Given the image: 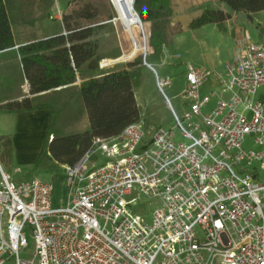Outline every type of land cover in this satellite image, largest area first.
Wrapping results in <instances>:
<instances>
[{"label": "built area", "instance_id": "built-area-1", "mask_svg": "<svg viewBox=\"0 0 264 264\" xmlns=\"http://www.w3.org/2000/svg\"><path fill=\"white\" fill-rule=\"evenodd\" d=\"M185 76L183 119L168 102L189 142L162 126L149 134L141 120L95 138L63 165L64 206L54 205L53 183L16 184L0 160V264H264V41L244 34L225 72L189 65ZM211 79L223 88L204 113ZM170 84L157 76L160 89ZM247 135L257 150L244 148ZM97 152L108 160L90 170ZM145 197L159 202L151 223L139 213ZM26 228L30 257L21 256Z\"/></svg>", "mask_w": 264, "mask_h": 264}, {"label": "rangeland", "instance_id": "rangeland-1", "mask_svg": "<svg viewBox=\"0 0 264 264\" xmlns=\"http://www.w3.org/2000/svg\"><path fill=\"white\" fill-rule=\"evenodd\" d=\"M115 1L54 0L50 6L45 3L42 7H38L41 1L13 0L10 14L15 39L16 41L41 39L59 31L67 33L81 27L93 26L95 31L92 39L98 43L99 54L108 57L119 54L120 56L129 55L133 51V43L129 34L125 32L123 25L120 22H114V17L117 16L113 4ZM209 2V5L214 8L223 6L221 0H209ZM224 7L226 8L225 12H231L226 4ZM194 16V13L184 16L183 32L177 38H173L172 44L165 48L162 59L154 60L153 69L149 67L143 69L137 85L140 120L148 133L151 134L161 126L171 129L175 133L177 143H188L189 140L182 135L180 128L177 126V121L168 100L183 119L184 110L181 94L186 83L185 75L188 64H192L198 69H210L218 72L222 71L223 73L225 72L223 67L229 62L230 57L227 48L229 43L222 39V36H226L228 33L219 34V29L216 33H212L211 28L213 25L204 29H193L185 21H189ZM236 22L244 24L253 41H264V11L255 14L252 19L239 17L236 14ZM136 26L137 22L133 28ZM144 27L147 39L142 27L136 28L135 33L139 39L140 49L128 61H132L138 55L144 58V52L151 51L149 46L151 25L144 23ZM172 35L169 36L170 42L172 41ZM146 41L147 49L144 50ZM165 56H168L167 62H164ZM106 59L115 58L101 60V68L111 69L125 63L102 67V63ZM213 60L218 65L216 69L213 68ZM157 76L160 78L169 77L171 84L160 89L157 85ZM25 84L27 82L24 79L17 53L15 51L0 53V160L4 170L13 177L16 184L23 180H31L34 177L53 183L55 188L54 205L64 206L68 202L69 188L65 184L66 173L64 167L58 166L54 159H50L46 155L49 131L57 135L82 132L88 127L89 119L81 102L78 104V108L80 107L82 110L74 108L69 111L70 107L68 106L61 109L57 125L53 127H50V120L49 124H45L43 123L44 120L35 116L34 113L28 114L29 111L9 112L6 109L7 103L18 101L17 97L22 93ZM203 87H209V82H206ZM222 88L219 87L213 90L216 92L215 98L213 97L209 104L203 108L204 113L211 110L215 100L218 99L217 94L221 93ZM27 92H30V87ZM209 93L202 91V95ZM225 97H227V94H225ZM257 98L264 99V86L256 94ZM50 139L52 140L51 136ZM243 146L247 150H257L259 146L255 143V135H247ZM107 160L105 156L97 152L87 164L89 169L92 170L104 165ZM17 168L21 169L19 173L15 172ZM141 206L143 211L139 213L143 215L146 222L151 223L153 211L159 206V202L145 197L141 202ZM137 210L136 207L135 211ZM25 234L28 247L21 253V256L30 257L35 246L34 238L30 228L25 229Z\"/></svg>", "mask_w": 264, "mask_h": 264}, {"label": "trees", "instance_id": "trees-1", "mask_svg": "<svg viewBox=\"0 0 264 264\" xmlns=\"http://www.w3.org/2000/svg\"><path fill=\"white\" fill-rule=\"evenodd\" d=\"M38 7L49 6L54 0H36ZM233 13L244 12L255 15L264 10V0H221ZM13 0H0V53L15 51L23 70L24 79L29 82L33 97L9 102V112L34 111L46 108L50 111L51 126H56L61 109L70 107L72 111L81 102L86 111L89 125L82 132L57 135L49 131L47 157L54 159L58 166L73 165L90 148L95 138H107L119 134L131 122L140 120V108L136 99L135 87L141 76L144 58L136 56L132 61L120 66L101 68L105 58L98 53V43L92 39L93 26L70 30L66 34L56 33L34 39L16 47L12 28L10 8ZM134 8L144 23L151 25L149 46L151 51L146 61L162 59L164 50L173 34L171 16L172 0H135ZM232 16L223 9L205 6L203 13L193 19L191 28H199L209 23H223ZM125 30L133 29V47L139 39L136 28L142 27L136 14L117 19ZM134 49V48H133ZM140 49V46H139ZM147 49V41H146ZM110 62L109 60H107ZM50 136H53L52 140Z\"/></svg>", "mask_w": 264, "mask_h": 264}, {"label": "crops", "instance_id": "crops-1", "mask_svg": "<svg viewBox=\"0 0 264 264\" xmlns=\"http://www.w3.org/2000/svg\"><path fill=\"white\" fill-rule=\"evenodd\" d=\"M132 3H133V0H126L125 2L123 0H116L113 3L115 6V9H116V12H117L116 18L119 19L122 16L135 14V12L132 8ZM209 4H210L209 0H172L173 14L171 16V27H172L174 34L172 35L173 37H171L172 41L171 42L169 41V44L167 47H169L172 44L173 38H175V37L177 38V36H179V34L183 32V29H184L183 18H184V16L191 14V13L195 14V16L192 19H190L189 21H185V23L190 26L191 21L193 19L199 17L203 13L204 7L209 5ZM209 6H211V5H209ZM224 6H225V4L223 3V6H221L220 9H223L224 11H226V8ZM263 11H260L256 14L262 13ZM229 13H231L232 16L223 23H209V24L203 25V26H201L199 28H195V29H204L205 27L213 25L211 28L212 33H216L217 29H219V34H227L228 33L226 36H222L223 37L222 39H224L225 42L228 41L227 43H229L227 48L229 49V52H230V57H229V61H230L234 56L236 46H237V42H238L239 38H241L244 34L249 35L251 39H252V37H251L250 33L247 31V29H245L244 24H240V23L236 22V13H233L232 11ZM60 32L61 31H59L58 33H60ZM29 41H32V40L16 41V43L18 44L17 46H19L21 44L28 43ZM106 60H109L110 63H113L115 61V59H106ZM153 62L150 63L152 66H153ZM213 64H214L213 68H215V69L218 68V65L214 62V60H213ZM189 65H192V64H188V66ZM146 67H148V66H144L143 69ZM224 68H225V65L223 67V71H224ZM143 69H142V72H143ZM215 72H218V71H215ZM218 73H222V71H219ZM25 81L28 84V81L27 80H25ZM207 82H209V87L204 88L203 86L205 84L201 87V89L204 93H206V92L211 93L213 90H216L217 88L221 87L220 83L215 79H211ZM29 87H30V85H29ZM27 91L28 90H25L24 86H23V91L17 97V99L21 100L24 97H33L31 92H27ZM26 92L28 93L27 95L25 94ZM135 93H136V99H137V86L135 87ZM216 101H217V99L215 100V102L212 106L215 105ZM137 102H138V99H137ZM138 106H139V103H138ZM27 113L30 115L34 113L35 116L40 117L42 120H44L43 123L49 124L50 111L48 109L39 108L37 110L29 111ZM45 124H44V126H45Z\"/></svg>", "mask_w": 264, "mask_h": 264}, {"label": "water", "instance_id": "water-1", "mask_svg": "<svg viewBox=\"0 0 264 264\" xmlns=\"http://www.w3.org/2000/svg\"><path fill=\"white\" fill-rule=\"evenodd\" d=\"M134 2H135V0H133V5H134ZM135 13H136L137 18L139 19V21H140L141 23H143V21H142L140 15L138 14V12H137L136 10H135ZM238 16H239V17H246V18H248V19H252V18H253L252 14H250V13L246 14V13H244V12H239V13H238ZM63 34H66V33L63 32ZM16 47H18V46H16ZM135 53H136V50L134 51V54H135ZM146 55H147V53L144 52V65H146V66H148V67H150V68L153 69V66H152L150 63H148V62L146 61ZM130 57H132V56H130ZM130 57H129V58H125L124 55H122V56H120V57H117V58H115V62H114V64H116V63H122V62H128V60L130 59ZM102 67H103V66H102Z\"/></svg>", "mask_w": 264, "mask_h": 264}, {"label": "bare ground", "instance_id": "bare-ground-1", "mask_svg": "<svg viewBox=\"0 0 264 264\" xmlns=\"http://www.w3.org/2000/svg\"><path fill=\"white\" fill-rule=\"evenodd\" d=\"M132 7H133V9L135 10L134 5H133ZM114 19H115L114 22H116V21H117V18L114 17ZM136 22H137V18H136ZM140 23H141V22H140ZM141 26H142L143 33H144L143 23H141ZM125 31H127V30H125ZM127 32H129V33L131 34V36L133 37V40L135 41V38H134V36H133V29L128 30ZM139 45H140V43H139V42H136V45H135L133 51H132L129 55H124V57H125V58H129L130 56L133 57V56L139 51ZM135 50H136V53L134 54V51H135ZM144 50H146V45H145V47H144ZM132 57H130V58H132ZM114 62H115V61H114ZM114 62H113V63H110V62H108L107 60H104L103 63H102V66H104V67H105V66H109V65L114 64ZM24 89H25V90H29V85H28V84H25V85H24Z\"/></svg>", "mask_w": 264, "mask_h": 264}]
</instances>
